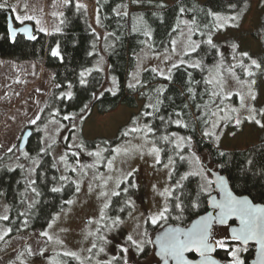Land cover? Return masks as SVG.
Masks as SVG:
<instances>
[{
    "label": "trees",
    "instance_id": "trees-1",
    "mask_svg": "<svg viewBox=\"0 0 264 264\" xmlns=\"http://www.w3.org/2000/svg\"><path fill=\"white\" fill-rule=\"evenodd\" d=\"M171 1L173 3L169 5L163 0H137V2L134 0H93L100 17L99 25L104 33L102 37L94 30L87 9L77 10L74 1L68 7H64L65 15L61 19L65 22L60 25L61 32L52 31L49 35L38 32L34 40H28L21 35L12 39L6 13L9 9L6 7L0 9V56L16 61L44 59L45 67L54 70V83L56 86L60 85L59 88L55 87L48 97L44 111L40 114L41 120L31 126L33 134L26 146V150L31 152V155L27 160L30 162L36 158L41 159L35 183L27 181L22 167L11 169L8 166V160L11 159L12 154L8 153L0 159V197L4 195L10 207L9 219L5 221L12 229L9 236L46 228L54 216L68 205L67 201L72 200L77 194V186L73 182L61 183L49 151L40 152L41 128L49 122L54 110L59 111L57 120L67 126L77 124L78 134H81V128L90 117L93 108H96L97 112L102 115L114 111L120 105L134 109L138 106V100H143L140 112L134 113L129 122L118 130L114 138L102 137L94 140L82 138V145L88 148L104 146L108 153H111L114 147L134 134L124 136L123 132L126 129L137 127L139 122H143L153 129L150 136L161 149V163L167 162L169 156L175 161L172 174L174 184L187 171L191 152L193 150L198 153L206 152L215 169L226 175L235 193L248 195L254 202L264 203V135L260 143L254 146L242 150H226L212 144L210 137L203 134L208 126L205 123L208 119L207 114L213 111L212 88L207 83L206 74L219 58L221 47L219 42L213 41L215 48L206 42L209 33L213 40L220 31V29L213 28V17L208 13L211 11L225 16L238 15L239 19L234 22L236 26L230 24L229 27L239 29L244 17L251 9L252 0ZM131 5L142 6L145 9L130 11ZM230 5H235V7ZM181 8L184 12L180 11ZM117 11L121 13L126 11L128 15H117ZM182 18L190 21L195 19L199 26V32H194V34L200 41V47L192 55L203 58L206 54L207 57L203 64L199 68L179 65L172 71L171 79L164 82L156 72L148 69L143 73L138 85L129 87L128 74L133 70L136 64L135 55L143 47L145 40L149 39L153 51L167 48ZM204 25L208 27L205 28ZM145 32H150L151 36H146ZM253 36L259 38L264 45V13L261 15L260 28L253 32ZM57 45H59L62 60L51 54L52 49ZM95 48L102 52V48L107 50L104 58L107 69L93 71L86 77L87 83L81 85L79 73L84 69H90L95 63L96 54L93 52ZM259 60L262 67L258 69L256 82L264 79V56L259 57ZM113 78H115V84ZM69 83L72 86L70 89L73 93L72 98H60L61 92L69 91ZM112 88L114 89L111 90ZM157 89H163V91L158 92ZM150 103L155 107L146 108L145 105ZM143 112H152L153 115L143 116ZM69 114L72 115V119L63 120V116ZM134 118L135 124H133ZM177 119L187 127L175 124L174 121ZM163 136H168L170 141L176 140L177 136L186 139L190 137L191 142L190 145L186 143L183 150H180L175 148V144L161 140ZM36 149L37 151L34 152ZM220 152H224L225 155L220 156ZM177 153L188 159L180 160ZM20 159L22 158L18 161H21ZM200 185L201 181L197 176H190L182 182V187L176 189L173 197H170L169 205L175 202V197H180L185 205L183 217L181 220L174 219L178 210H173L167 221H160V228L167 224L186 226L192 219L207 211L208 195L197 196L200 193ZM57 186L61 191H52ZM33 187L36 192L31 191ZM194 199L199 200L197 209L188 207ZM126 201H128V194L120 193L115 196L109 212L111 214L121 213V217H125L131 210V206L126 204ZM158 229L159 227L156 229L152 224L147 226L148 233L156 232ZM229 245L228 249L218 248L215 251L216 257L225 264H229L231 247L241 246L247 250L240 252V258L244 264H249L254 256V245L243 246L239 242L232 241H229ZM190 257L194 258L196 254L192 253ZM113 264H122V260H117Z\"/></svg>",
    "mask_w": 264,
    "mask_h": 264
},
{
    "label": "rangeland",
    "instance_id": "rangeland-1",
    "mask_svg": "<svg viewBox=\"0 0 264 264\" xmlns=\"http://www.w3.org/2000/svg\"><path fill=\"white\" fill-rule=\"evenodd\" d=\"M163 1L169 5L173 3L171 0ZM198 1L203 2L205 0ZM79 2L86 5L94 30L102 37L104 33L101 31L100 25L96 22L98 12L95 3L93 0H79ZM2 3L8 5L6 8L11 10L16 23L21 24L15 19L16 15H35L38 19H41L42 26L48 29V33H45L47 35L54 31V28L59 25V20L61 19L52 16V13L64 10V7L60 5V0H2ZM25 4H27V8L24 7ZM143 9L145 8L142 6L131 5L129 7L130 11ZM263 13L264 0H252L251 9L244 17L240 28L233 29L227 25L223 29H220L213 39V41L221 43V47L219 49V58L208 69L206 79L209 80L215 76L216 69L217 67L219 68V72L223 73L224 76V94L231 92L233 95L230 99L224 100L223 103L220 102L219 98H215L216 104L226 109L238 108V117L242 120L239 126L234 121L222 120L220 125L215 129L217 135H219L218 142L215 137L209 136L212 144L226 150H242L254 146L260 143L264 135V127H260L255 122H249L244 119L249 113L246 109L240 108V98L236 95V93L244 94L245 104L254 105L257 110L264 108V79L262 78L256 82L258 69H251L255 73L252 77H248L241 67L234 69L236 76L241 81H255L251 87L256 93V99L251 100L246 95L248 92L247 85L242 86L227 72V69L233 64H237L240 59L244 60L245 65L250 63L248 57H241L239 55L240 52H248L251 58L256 59L260 63L259 57L264 56V45L259 38L253 36V32L259 30L261 15ZM181 21L190 22L186 18H182ZM25 22H32L35 30L39 32L37 30L39 26L36 25L35 21ZM179 24L180 27L172 38V40H178L175 53L172 52L171 43L161 51H153L149 39L147 38L145 40L143 47L135 55L136 64L128 74V86L130 84L138 85L136 81L139 80L141 82L143 73L148 69H157L158 71L156 73L162 82H164L167 80V76H171L174 70L172 67L173 64L177 66L184 65L186 67H189L190 64L195 62H200V65L203 64V61L207 57L206 54L203 55V58L192 55L195 52L189 55L184 54L188 51L186 47L187 41L185 39L188 33V25L183 23ZM181 31L185 34L184 36L180 35ZM192 39L200 47V41L195 37L194 33ZM233 43L238 45L235 51L232 49ZM102 50L103 52L96 50V48L94 49L93 52L96 54V60L90 69L100 68L102 71L107 69L104 59L107 50L104 48ZM166 56L171 58L166 60ZM181 60L185 61V63L181 64ZM169 69H171L170 73ZM161 71L163 75L160 74ZM53 75L54 70L45 67L44 59L16 61L0 56V159L10 153L8 152L10 147L15 146L13 152L10 153L12 157L8 160V166L11 169L22 166L29 183L35 181L37 168L41 163V159L36 158L29 162L27 160L28 157H25L22 153L27 152L28 156H30L31 152H28L26 149L19 150L18 146L25 129L33 126L28 121L35 118L38 113L41 114L40 110L44 109L48 97L56 87L53 81ZM210 86L212 92L218 90L213 85ZM142 106L143 100H138V106L134 109L120 105L114 111L102 115L97 112L96 108H93L90 117L84 122L81 128V134H78L77 124L67 126L65 123L60 122L65 127L60 128L58 133L56 132L58 125L55 124L46 123L47 134L45 132L46 124L41 128V148H47L48 144H52L48 151L54 161L58 175L59 177L66 176L69 178L68 180L61 181V183L68 184L73 182L77 186L76 182H78L80 191L72 199L73 203L68 204L54 216L56 219L54 220L53 218L49 223L52 224L51 228L47 226L42 230L34 229L9 236V232L7 235H3L4 231L9 227L5 223V220H0V235H3V238L0 239V264H81V262L83 264H97V261L100 264H105L113 256L122 257L124 255L121 252V246H128V235H133L134 238H140V234L145 229L147 230L148 224H151L150 222L145 224L144 220L152 213L161 209L165 204L166 198L161 196L160 193L165 188H171L175 185L172 181L175 163L165 168L164 165L168 161L161 163V153L160 163L157 164L155 162V155L149 154L148 150L153 147V144L156 147L158 145L151 138L150 133H148L147 140H145L142 132L134 133L114 147L113 149L132 148L133 146L142 145L143 155L141 156L138 152H133L130 156H124L122 154L116 155L114 166L111 170L106 167V161L114 155L113 150L111 153H108L107 148L104 146L88 148L83 145L81 149L75 147V145H81L82 138L86 140H94L102 137L107 139L114 138L118 130L129 122L131 116L134 113L140 112ZM214 111H216V107L213 105ZM258 118L264 122V117ZM145 124L139 122L137 127H143ZM206 130H210L209 126H207ZM49 136L55 139V143H52V139ZM73 136L75 137L74 139ZM179 137L181 136H177V141ZM69 146L72 147L70 148ZM183 148L180 150H183ZM100 149H106L102 153L104 159L96 167L86 169L87 175H84V173L79 171L77 161H79L80 165L93 164L96 157L89 156L88 153L99 151ZM66 152L68 164L77 167L78 170L76 172H73L71 167H67L65 162L60 160V157ZM73 153H79V155H73ZM192 153H195L200 158L208 173L207 178L212 180L209 170L215 169V167L209 161L206 152L198 153L193 150L189 156L190 164L186 172L196 170V165L192 160ZM19 158H22L20 159L21 161H18ZM129 171H132L133 174L128 176L127 180L120 184L119 189L115 188V180H123ZM170 173L171 178H169ZM99 176H103L104 178L111 176L113 179L109 180L107 185L101 187L103 180L95 178ZM199 179L202 184L204 181L200 177ZM183 181H181V184ZM90 184L93 188L92 191H89ZM133 184L135 187L130 186ZM57 188L59 187L57 186ZM124 188H128V191L123 192L122 189ZM101 191L107 192L108 196H100ZM112 191L128 194V201L130 200L132 203L129 204L131 210L125 217H121V213L111 214L109 212L110 206L115 198V196L111 195ZM169 199L170 197L167 198L168 203ZM106 202L109 203V207L105 209L106 217L115 218L119 216L123 221L119 227L111 230L104 228L105 224H111L110 219L100 221V210ZM3 215H7L8 217L10 215V207L4 195L0 197V216ZM97 221H100V223L97 224ZM154 226L156 229L158 227L160 229V222ZM98 228L101 231H97ZM44 231H47L53 239L48 240L47 237L41 235ZM154 232L148 233L150 239L153 238ZM101 235L107 238V244L99 239ZM228 236V226H214L213 239L227 238ZM57 239L62 241V243H57ZM93 243H96L97 247L89 253L88 249L91 248ZM148 245H144L142 252H137L135 248H129L127 253L129 264H153L158 262L154 254L153 244H150L146 248ZM29 247L31 254L27 251ZM100 247H104L105 251L97 255ZM41 250H43V254H41ZM65 251L76 252L80 260H77L75 257L64 256L63 253ZM20 253H24V255L20 257Z\"/></svg>",
    "mask_w": 264,
    "mask_h": 264
},
{
    "label": "snow or ice",
    "instance_id": "snow-or-ice-1",
    "mask_svg": "<svg viewBox=\"0 0 264 264\" xmlns=\"http://www.w3.org/2000/svg\"><path fill=\"white\" fill-rule=\"evenodd\" d=\"M134 2H137V0H134ZM72 3V0H60V5L62 7H68ZM76 8L77 10L79 9H86V5L83 3H80L79 0H76ZM231 7H235V5H230ZM5 7H8L5 3H0V9H3ZM25 8H27V4L24 5ZM126 7V6H124ZM15 11V9H13ZM181 12H184V9H180ZM117 15H128L126 11L123 13L117 11ZM64 12L59 11V12H53L52 16L57 17V18H62L64 17ZM208 15L213 17V28L216 29H223L227 25H232L236 26L234 22L239 19V16H221L219 13H213L209 11ZM15 19L19 21L21 24H23L25 21H35L36 25L38 27L39 32H44L48 33V29L46 27L42 26V21L41 19H38L35 15H16ZM64 20L60 19L59 20V25L64 24ZM96 22L99 24L100 23V17L97 15L96 17ZM180 23H183L185 25H188V33L186 36V47L188 49L187 52H185V55H189L190 53L196 52L197 48H199V44L196 43L192 39V35L194 32H199V26L197 25L195 19L192 21H181ZM57 25L54 28V31L59 33L61 32V27ZM180 24L178 23L177 29H179ZM205 28L208 27V25H204ZM20 31L26 32V33H31V29L28 27H24L22 29H19ZM137 30V29H134ZM94 31V30H93ZM175 31V29H174ZM9 33L13 39H15V30L12 28L11 25V20L9 21ZM146 36H151L150 32H145L144 33ZM203 35L204 33H200ZM181 36H184L185 34L181 31L180 33ZM30 39H36L35 35H29ZM209 45H211L213 48L216 47V45L213 43L211 33L208 34L207 41ZM178 43L177 39H173L171 41V46H172V52H176V45ZM238 48V45L233 43L232 44V49L235 51ZM52 56L58 57L61 60L63 57L61 56V53L59 51V45L57 47L53 48L51 51ZM89 55H92V53H89ZM239 55L241 57H248L250 63L248 65H245L244 60L240 59L237 64H233L231 67L227 69V72L231 74L233 78H235L242 86L247 85L248 87V92L247 96L251 100L256 99V93L252 90L251 85L255 83V81H241L239 77L236 76L234 69L236 67H241L244 71V73L248 77H252L255 73L251 70L252 68L255 69H261L262 65L259 63L256 59H253L249 56L248 52H240ZM171 57L166 56L165 59L168 60ZM235 59V57H233ZM181 64L185 63V61L181 60ZM177 65L173 64L172 67L175 68ZM200 62H195L189 65V67L193 68H199ZM93 70L96 71H102L100 68L96 69H84L79 73L80 80L79 83L81 85H84L87 83L86 77L91 74ZM153 72L158 71L157 69L153 68ZM171 72V69H169V73ZM161 75H163V72H160ZM167 79H171V76H167ZM113 83L115 84V78H113ZM137 84L140 83L139 80L136 81ZM207 83L210 85H213L214 88H217V91H213L211 93V97L214 98L212 100V104L216 107V111H209L208 112V119L205 120V123L209 126L210 130H206L203 134L204 136H212L215 137L216 141H219V135H217L215 129L220 125V122L223 121H234V123L239 126L242 123V120L238 117L239 109L238 108H223L220 107V105L216 104V99L219 98L220 102L223 103L224 100L230 99L233 93L228 92L227 94H224V76L223 73L219 72V68L217 67L216 69V75L213 76L211 79L207 80ZM135 84H130L129 87H135ZM56 87H60V85H57ZM71 83H69L68 88L69 91L67 92H61L59 94L60 98L64 99H71L73 96L71 89ZM158 92H162L163 89H157ZM191 91V89H189ZM237 96L240 98V108L246 109L248 111V115L244 117L245 120L249 122H255L260 127H264V122L258 117H264V108H261L257 110L254 105L251 104H245V95L241 93H236ZM146 108H153L155 105L153 104H147L145 105ZM199 107V106H198ZM85 108H87V105H85ZM44 109H41L40 112L42 113ZM223 113V115H221ZM59 115L58 110H54L51 113V119L49 120L48 123L58 125L56 132L58 133L60 128L65 127L64 124L60 123L59 120L56 119V117ZM143 116H152V112H143ZM179 115V113H177ZM215 118V119H213ZM72 119V115H64L63 120L68 121ZM163 119V117H161ZM41 120V115L38 113L35 118L31 119L28 121L29 124L36 125L38 121ZM136 123V120L134 118L133 124ZM175 124L177 125H182V121L177 119L174 121ZM184 127H187L186 124L182 125ZM75 127V126H73ZM45 132L47 134V124L45 125ZM143 133V136L145 140H147L148 133L153 132V129L148 126L147 124L143 125V127H130L126 129L123 132L124 136H128L130 133ZM175 135V134H173ZM50 139H52V143H55V139L51 136H49ZM75 137L73 136V139ZM67 139V137H65ZM163 141H169L170 143L175 144V148L177 149H182L185 144L187 143L190 145L191 138H184V137H179L178 141L173 140L170 141L168 136H163L160 138ZM52 144H48L47 148L42 147L40 149V152H46L48 149H50ZM70 148L72 146H69ZM75 147L83 148V145H75ZM15 146L10 147L8 149V152H13ZM143 146H133L132 148H115L113 149L114 155L110 158L107 159L106 161V167L111 170L113 169L114 166V161L116 159V155H124V156H130L133 154V152H138L143 155L142 152ZM106 151V149H100L99 151L95 152H89V156H94L96 157V160L93 164H88V165H80L79 161H77V165L79 166V171L84 173V175H87L86 169L89 168H94L96 167L97 164L103 160L102 153ZM149 154H154L155 155V162L157 164L160 163V153L161 149L159 147H156L155 144H153V147H151L148 150ZM25 157H28V153L24 152L22 153ZM73 155H79V153H73ZM179 155V153H177ZM220 156H224V152L219 153ZM180 160H186L188 159L187 157L183 155H179ZM61 161L65 162V165L67 167H71V170L73 172H76L78 170L77 167H73L70 164H68L67 161V152L60 157ZM192 160L194 161L196 165V170L194 171H189L186 172L179 181L176 182L175 185H173L171 188H165L163 192L160 193L161 196H164L166 198L164 206L159 209L157 212L152 213L149 215L145 220L144 223L148 224L149 222L152 225L158 224L160 221H167L168 217L171 215L173 210H178V214L174 217L176 220H181L183 217V213L185 211V205L183 201L180 199V197H175V202L171 205H169L167 198L173 197V193L176 189H179L182 187L181 181L187 180L190 176H197L200 177L204 182L200 185V193L197 194L199 196L200 194H207L209 197V201L211 202V205L214 209H219V211L216 213L215 216H213L212 213H208L206 216H201L199 217L198 220L193 222L192 226L190 228H180V227H171L169 226L161 235L157 236L155 241L150 239L148 237V232L145 229L141 234L140 238H134L133 235H128L127 236V242L128 246H121V252L124 253L122 257H117L113 256L110 260L106 261L105 264H113V261L117 260H122V264H129L128 262V257L127 253L129 251V248H135L137 252H142L144 250V245L145 244H156L159 246V251L157 252V255L161 256L164 259V264H168V260H172L175 262V264H219L217 260H215L212 256V253H214L218 248L219 249H228L229 248V241L232 242H240L242 245H247L249 241H258L260 244V256H261V262L260 264H264V207L260 205H254L247 197H238L233 194V192L229 189L228 182L226 178L217 173L215 175V180H209L207 178L208 173L206 172L202 162L200 161V158L196 156L195 153H192ZM35 162V161H34ZM175 161L171 156L168 157V163L164 165L165 168H168L170 165L174 164ZM251 163V162H249ZM55 166V165H54ZM22 167V166H21ZM223 167V165H221ZM135 171V170H133ZM133 174L132 171H129L125 176L123 180L116 179L115 180V188L119 189L120 184L123 183L124 181L127 180L128 176H131ZM96 179H102L103 184L101 187L104 185H107L109 180H112L113 178L111 176H108L107 178H104L103 176L95 177ZM169 178H171V173L169 174ZM69 178L66 176H61L60 180L65 181L68 180ZM32 184L35 183V181L31 182ZM77 183L76 191H80L79 183ZM215 185V187H213ZM31 186V185H30ZM131 187H135V185H130ZM155 187V186H154ZM92 185H89V191H92ZM32 192H36V189L33 187L31 188ZM52 191L58 192L61 191L60 188H53ZM123 192H127L128 188L122 189ZM212 191H216L217 195L219 196V199H217V196L212 195ZM112 196H118L120 195L119 191H112L111 193ZM100 196L107 197L108 193L107 192H100ZM68 204L73 203L72 200L67 201ZM132 203L130 200L126 201V204ZM109 207V203H104L103 207L100 210V221H103L105 219H110L111 224H105L104 228L111 230L113 228L119 227L123 221L119 216H116L115 218H110L106 217L105 214V209ZM188 207L192 209H197L199 207V200L194 199L190 202ZM123 211V209H121ZM231 217H238L240 220V227L235 228L232 227L230 228L229 236L227 238H220V239H213V233L211 232V227L213 223H219L221 225H226L228 224V221ZM9 217L7 215L0 216V220H8ZM56 218H54L55 220ZM100 221H97V224L100 223ZM91 222V221H90ZM49 228L52 227V224L48 225ZM12 231L11 228H8L4 231L3 235H7L8 232ZM97 231H101L100 228L97 229ZM3 235H0V239L3 238ZM41 235L47 237L48 240H52L53 237L49 235L47 231H44L41 233ZM92 235V233H90ZM100 240L104 241L105 244L108 243V240L105 236L101 235L99 237ZM57 243H62V241L58 240L56 241ZM97 247L96 243H93L91 248L88 249V252L91 253L93 249ZM246 248H243L241 246H233L231 247V250L229 251V255L231 257L229 264H244V261L240 258V252L241 251H246ZM28 253L31 254V249L30 247L27 249ZM105 249L104 247L99 248V253L104 252ZM195 251L196 253L199 254L200 260L199 261H192L189 260L185 253ZM41 254H43V250H41ZM24 253H20V257H22ZM64 256L66 257H75L77 260H80V257L77 255L76 252L72 251H65L63 253ZM19 258V257H18ZM83 264V262H81ZM97 264H100L99 261H97Z\"/></svg>",
    "mask_w": 264,
    "mask_h": 264
},
{
    "label": "water",
    "instance_id": "water-1",
    "mask_svg": "<svg viewBox=\"0 0 264 264\" xmlns=\"http://www.w3.org/2000/svg\"><path fill=\"white\" fill-rule=\"evenodd\" d=\"M10 20H11L12 28L15 30V36L18 33H20V34H23L26 37V39L33 40V39H30L29 38V35L30 34L31 35H34V29H33V25L31 23H26V24H23V25L17 27V26H15V22L13 20L12 15L9 13L8 14V29H9V21ZM24 27L30 28L31 29V33H26V32H23V31H20L19 30V29H22ZM32 134H33V130H32L31 127H28V128L25 129V131L23 132L22 137L20 139V142H19V146H18L19 150H24L26 148V146L28 144V141L31 138ZM209 171L211 173V176H212V180L213 181L215 180V175L217 173L223 175L226 178L227 182H228L229 189L233 192L234 195H236L238 197H247L254 205H260V206L264 207V203L254 202L248 195H241V194L235 193L232 190V188L230 186V183H229V180L226 177V175L223 174V173H221L219 170L210 169ZM213 187H215V185H213ZM212 195L217 196V199H219V196L217 195V192L216 191H214L212 193ZM218 211H219V209H214L212 207L211 202L209 201V197H208V209H207V211H205L204 213H202V214L198 215L197 217H195L194 219H192V221L188 225H186V226H182V225H179V224H167V225L163 226L162 228L158 229L154 233L152 240L155 241L156 237L159 236V235H161L169 226H171V227H180V228H190L192 226L193 222H195L196 220H198L199 217L206 216L208 213H212L213 216H215ZM215 225H218V226H228V235H229L230 228H232V227L239 228L240 227V220H239L238 217H231L229 219V221H228V224H226V225H221L218 222L217 223H213L212 224V227H211V232L212 233H213V228H214ZM250 244L255 246V252H254V256L250 260L249 264H260V262H261L260 244H259L258 241H249L247 245H250ZM153 246H154V254H155L156 258L158 259V262H155L153 264H164V259L161 256L157 255V252L159 251V246L156 245V244H154V243H153ZM243 246H246V245H243ZM192 253L196 254V257H194V258L193 257H190V254H192ZM185 255H186V257L189 260H192V261H199L200 260L199 254L196 253L195 251L185 253ZM212 256H213V258L215 260H217L219 262V264H225L223 261H221L219 258L216 257L215 252L212 253ZM168 264H175V262L172 261V260H168Z\"/></svg>",
    "mask_w": 264,
    "mask_h": 264
},
{
    "label": "flooded vegetation",
    "instance_id": "flooded-vegetation-1",
    "mask_svg": "<svg viewBox=\"0 0 264 264\" xmlns=\"http://www.w3.org/2000/svg\"><path fill=\"white\" fill-rule=\"evenodd\" d=\"M72 1H74V2H76L75 0H72ZM87 9V8H86ZM6 13H7V19H8V14L10 13L11 15H12V12H11V10L9 11V10H6ZM13 17V16H12ZM14 20V19H13ZM14 22H15V20H14ZM26 23H31L32 24V22H24L23 24H26ZM23 24H19V23H16L15 22V26H21V25H23ZM33 25V24H32ZM33 29H34V35H35V37L37 36V34L36 33H38L36 30H35V27H34V25H33ZM17 35H21V36H24L23 34H20V33H18ZM16 35V36H17ZM15 36V37H16ZM25 37V36H24ZM26 38V37H25ZM31 127V126H30ZM26 149V148H25Z\"/></svg>",
    "mask_w": 264,
    "mask_h": 264
}]
</instances>
